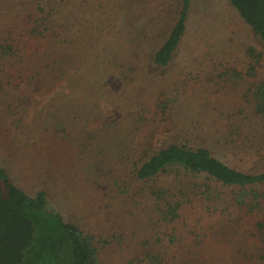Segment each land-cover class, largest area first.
Instances as JSON below:
<instances>
[{"label": "rangeland", "instance_id": "374dc122", "mask_svg": "<svg viewBox=\"0 0 264 264\" xmlns=\"http://www.w3.org/2000/svg\"><path fill=\"white\" fill-rule=\"evenodd\" d=\"M37 1L0 0V27L24 21ZM42 1L54 6L55 24L70 42L69 66L49 74L53 79L30 97L17 89L18 100L11 94L15 80L6 82L7 68L1 73L0 165L26 193L44 190L50 207L96 240H107L100 243L102 264H126L151 213L149 183L132 181L128 166L150 138L157 98L168 102L173 126L158 136L161 141L150 140L204 146L233 167L264 170V123L223 73L246 69L244 49L258 42L226 0L190 1L183 39L161 75L151 55L173 25L180 0ZM58 119L64 133L54 131ZM173 179L162 178L161 185L179 200L196 196L194 211L203 217V178H184L181 185ZM230 212H206L188 245L211 264H250L255 219Z\"/></svg>", "mask_w": 264, "mask_h": 264}, {"label": "trees", "instance_id": "16d2710c", "mask_svg": "<svg viewBox=\"0 0 264 264\" xmlns=\"http://www.w3.org/2000/svg\"><path fill=\"white\" fill-rule=\"evenodd\" d=\"M190 1L180 0L173 25L151 55L157 75L167 72L177 54L186 29ZM226 1L258 43L256 47L244 49L246 69L232 73L223 70V73L233 80V88L245 92L252 116L264 123V0ZM34 7L35 12L27 15L24 21L0 27V75L7 68L6 82L10 83L7 79L11 77L15 80L11 92L15 100L19 96L17 89L23 88L20 95L30 97L53 79H49V74L58 70L63 73L69 66L70 42L64 40L62 30L55 24L54 6L39 0ZM167 107L166 100L156 99L150 138L143 142L140 155L133 156L128 166L132 181L149 183L147 201L153 202L138 248L126 264H211L202 252L189 247V236L206 212L209 215L231 214L233 209L255 219L257 239L252 244L254 257L250 264H264V170L243 171L204 146L175 141L155 143L153 140L160 139L158 136H164L173 126ZM57 121L54 131L64 133L63 120ZM169 176L178 178L179 185L184 178H203L204 189L199 191L207 200L203 217L201 210L194 211L198 208L194 205L196 196L187 201L179 200L176 193L161 185L160 179ZM209 182L228 188V191L213 190L216 187ZM219 199L221 207L212 208L211 202ZM101 242L108 243L96 240L93 234L50 207L44 190L33 195L26 193L0 165V264H102ZM243 248L249 252L247 244L244 243Z\"/></svg>", "mask_w": 264, "mask_h": 264}]
</instances>
